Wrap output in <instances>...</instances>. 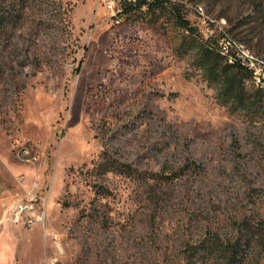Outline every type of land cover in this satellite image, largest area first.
<instances>
[{
    "label": "rangeland",
    "instance_id": "rangeland-1",
    "mask_svg": "<svg viewBox=\"0 0 264 264\" xmlns=\"http://www.w3.org/2000/svg\"><path fill=\"white\" fill-rule=\"evenodd\" d=\"M165 1L120 23L102 0H0V264H185L209 238L264 264V115L221 105L171 10L264 62V0ZM29 195L45 222L24 229L4 212Z\"/></svg>",
    "mask_w": 264,
    "mask_h": 264
},
{
    "label": "trees",
    "instance_id": "trees-1",
    "mask_svg": "<svg viewBox=\"0 0 264 264\" xmlns=\"http://www.w3.org/2000/svg\"><path fill=\"white\" fill-rule=\"evenodd\" d=\"M151 1L148 4L127 6L125 14L142 8H146L147 11L167 9L168 3L165 0ZM171 10L175 22L182 31L181 51L184 55H191L194 68L200 71L207 85L216 90L221 105L233 111L264 115V86H256L253 73L239 63L228 64L227 58L219 51L218 42L201 39L197 29L184 19L177 7L174 6ZM7 19L5 13H0V34L5 31ZM249 83H252L256 89L248 87ZM100 160L98 169L118 174L126 173V170L106 153ZM243 247V239L224 242L209 238L197 246H189L185 249V264H246L247 256Z\"/></svg>",
    "mask_w": 264,
    "mask_h": 264
},
{
    "label": "built area",
    "instance_id": "built-area-1",
    "mask_svg": "<svg viewBox=\"0 0 264 264\" xmlns=\"http://www.w3.org/2000/svg\"><path fill=\"white\" fill-rule=\"evenodd\" d=\"M110 18L112 20H120L125 15V8L127 6H136L138 4H148L151 0H102ZM194 10H198V6ZM221 32L218 48L220 53L227 54V63H239L241 66L252 72L257 76L259 86H264V75L260 74L259 64L264 65L262 61L249 60V53L242 47L234 44V39ZM21 155H28V150L22 148ZM4 217L11 224L30 229L35 225H43L45 222V214L38 204V199L35 195H29L25 200H20L6 209Z\"/></svg>",
    "mask_w": 264,
    "mask_h": 264
},
{
    "label": "bare ground",
    "instance_id": "bare-ground-1",
    "mask_svg": "<svg viewBox=\"0 0 264 264\" xmlns=\"http://www.w3.org/2000/svg\"><path fill=\"white\" fill-rule=\"evenodd\" d=\"M241 45V44H240ZM247 52V51H246ZM248 53V52H247ZM223 56H225L226 58H227V54H223V53H221ZM249 60H251V61H254V58L252 57V56H250V54H249ZM254 75V79H255V83H256V86H258L259 85V83L257 82V76L255 75V74H253Z\"/></svg>",
    "mask_w": 264,
    "mask_h": 264
},
{
    "label": "crops",
    "instance_id": "crops-1",
    "mask_svg": "<svg viewBox=\"0 0 264 264\" xmlns=\"http://www.w3.org/2000/svg\"><path fill=\"white\" fill-rule=\"evenodd\" d=\"M13 204H15V203L10 204L9 206H7V208H9L10 206H12Z\"/></svg>",
    "mask_w": 264,
    "mask_h": 264
}]
</instances>
